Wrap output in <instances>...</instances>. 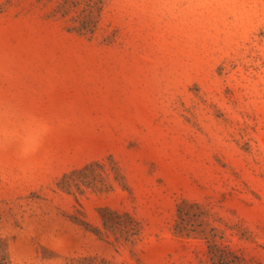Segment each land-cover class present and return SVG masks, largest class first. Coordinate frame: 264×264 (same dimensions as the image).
Instances as JSON below:
<instances>
[{
	"label": "rangeland",
	"instance_id": "374dc122",
	"mask_svg": "<svg viewBox=\"0 0 264 264\" xmlns=\"http://www.w3.org/2000/svg\"><path fill=\"white\" fill-rule=\"evenodd\" d=\"M0 264H264V0H0Z\"/></svg>",
	"mask_w": 264,
	"mask_h": 264
}]
</instances>
